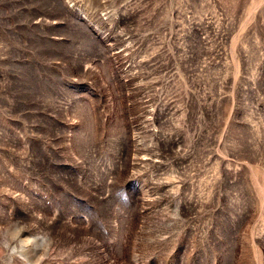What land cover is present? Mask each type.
Here are the masks:
<instances>
[{
	"label": "rangeland",
	"instance_id": "obj_1",
	"mask_svg": "<svg viewBox=\"0 0 264 264\" xmlns=\"http://www.w3.org/2000/svg\"><path fill=\"white\" fill-rule=\"evenodd\" d=\"M0 264H264V0H0Z\"/></svg>",
	"mask_w": 264,
	"mask_h": 264
}]
</instances>
